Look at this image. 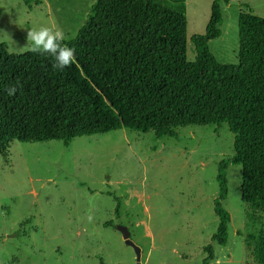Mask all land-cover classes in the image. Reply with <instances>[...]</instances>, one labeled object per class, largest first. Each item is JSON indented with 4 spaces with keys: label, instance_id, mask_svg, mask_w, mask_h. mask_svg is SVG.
Wrapping results in <instances>:
<instances>
[{
    "label": "rangeland",
    "instance_id": "374dc122",
    "mask_svg": "<svg viewBox=\"0 0 264 264\" xmlns=\"http://www.w3.org/2000/svg\"><path fill=\"white\" fill-rule=\"evenodd\" d=\"M95 1L0 0V43L13 54L29 52L27 31L40 26L62 29L70 40ZM152 1L185 16L187 60L194 61L190 39L204 35L214 0ZM220 9L221 35L208 48L218 63L236 65L238 13L264 18V0H230ZM174 132L158 139L122 129L68 147L10 143L0 154V264H136L118 225L130 231L141 264H202L208 245L216 264H257L252 252L264 237V213L242 203L239 166L226 169L228 243L211 241L218 165L234 154V136L225 124Z\"/></svg>",
    "mask_w": 264,
    "mask_h": 264
},
{
    "label": "trees",
    "instance_id": "16d2710c",
    "mask_svg": "<svg viewBox=\"0 0 264 264\" xmlns=\"http://www.w3.org/2000/svg\"><path fill=\"white\" fill-rule=\"evenodd\" d=\"M229 1L214 0L204 35L190 39L194 61L187 60L185 16L152 0H96L62 42L75 50L63 71L47 55L13 54L0 43V154L12 142L68 147L122 129L160 139L176 137L178 128L225 124L234 154L218 165L211 241L226 246L229 165L240 167L242 203L264 213V18L239 11L237 64H220L208 43L220 37V3ZM10 86L18 88L14 96ZM255 242V261L264 264V237ZM203 251L202 264H216L212 246Z\"/></svg>",
    "mask_w": 264,
    "mask_h": 264
},
{
    "label": "clouds",
    "instance_id": "9594fccd",
    "mask_svg": "<svg viewBox=\"0 0 264 264\" xmlns=\"http://www.w3.org/2000/svg\"><path fill=\"white\" fill-rule=\"evenodd\" d=\"M26 40L24 47H27L29 52L51 57L52 67L57 71L70 67L75 60V50L62 43L65 40V33L62 29L47 26L33 28L27 31ZM17 90V87L12 86L6 89L9 96H14Z\"/></svg>",
    "mask_w": 264,
    "mask_h": 264
},
{
    "label": "water",
    "instance_id": "95a60500",
    "mask_svg": "<svg viewBox=\"0 0 264 264\" xmlns=\"http://www.w3.org/2000/svg\"><path fill=\"white\" fill-rule=\"evenodd\" d=\"M116 230L120 233V235L122 236V239L124 241V243L133 248L134 253H135V257H136V264H141L140 259H141V251L140 249L131 241L130 239V231L124 227V226H116L115 227Z\"/></svg>",
    "mask_w": 264,
    "mask_h": 264
}]
</instances>
